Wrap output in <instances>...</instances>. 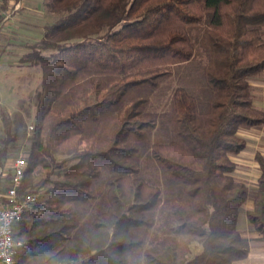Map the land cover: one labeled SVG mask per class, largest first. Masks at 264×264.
Listing matches in <instances>:
<instances>
[{
    "label": "trees",
    "instance_id": "1",
    "mask_svg": "<svg viewBox=\"0 0 264 264\" xmlns=\"http://www.w3.org/2000/svg\"><path fill=\"white\" fill-rule=\"evenodd\" d=\"M45 6L58 18L20 59L40 69L41 87L19 194L48 188L14 228L17 264H235L249 253L236 228L248 199L264 246V157L255 155L253 193L231 177L229 158L246 148L239 130L264 125L249 83L264 71V0ZM196 57L208 100L177 88L163 116L170 141L150 147L174 187L163 199L140 165L163 122L147 108L172 68ZM0 119L3 167L17 134ZM192 243L200 252L190 257Z\"/></svg>",
    "mask_w": 264,
    "mask_h": 264
},
{
    "label": "rangeland",
    "instance_id": "2",
    "mask_svg": "<svg viewBox=\"0 0 264 264\" xmlns=\"http://www.w3.org/2000/svg\"><path fill=\"white\" fill-rule=\"evenodd\" d=\"M36 3L35 1L33 5L37 6ZM45 3L46 0H40L38 3L40 8V24L44 25V27L58 18V16L48 12ZM204 66V61L196 57L189 63L173 67L172 75L164 80L151 96L147 111L157 114L159 119L163 121L165 118L163 116L170 111L172 96L177 88L185 89L189 94L195 96L200 105L203 106L210 96V91L205 83ZM21 70L24 78L23 82L17 81V83L12 85L14 87L13 90L9 89L5 92V98L0 99V116L3 114L10 119L12 132L17 134L15 141L12 143L13 147L9 151L8 159L3 163L2 169L5 170V175L3 177L0 176L3 194H6L10 186L9 179L14 160L18 157L25 159L27 157L26 154L30 147V137L37 110L38 93L41 87V71L38 67H26ZM249 83L253 94V106L264 113V71L250 79ZM168 133L169 127L164 121H159L156 129L149 134L145 150L140 158L144 177L160 188L163 199L171 196L174 187L166 173L150 159V147L155 144H166L169 142L170 137ZM238 135L245 140L246 148L239 154L229 156L231 162L234 164L231 177L235 181L243 183L249 192L253 193L257 189L260 175L255 155L259 153L264 157V125L250 129H241ZM3 137L4 131L0 119V139ZM40 178L41 176L37 180L39 181ZM57 178L60 179V176H54L53 179ZM46 188H48V185L39 191L40 200H43L42 196ZM251 208L252 203L248 199L241 207L238 215L236 228L248 241L249 253L246 259L235 264H264V246L260 235L249 224L246 217ZM93 209L94 207L90 206L84 207L83 210H85V215H88ZM152 236L153 232L148 235V241L151 240ZM15 239H18L16 230ZM199 252L200 246L197 243H192L190 257Z\"/></svg>",
    "mask_w": 264,
    "mask_h": 264
},
{
    "label": "crops",
    "instance_id": "3",
    "mask_svg": "<svg viewBox=\"0 0 264 264\" xmlns=\"http://www.w3.org/2000/svg\"><path fill=\"white\" fill-rule=\"evenodd\" d=\"M35 1L37 6L33 5ZM39 1L0 0V99L5 98L9 89L13 90L12 85L17 81L23 82L21 69L29 66L21 64L20 59L29 52V46L43 36ZM2 168L0 176L3 177L5 170ZM2 189L0 183V198L5 196Z\"/></svg>",
    "mask_w": 264,
    "mask_h": 264
},
{
    "label": "built area",
    "instance_id": "4",
    "mask_svg": "<svg viewBox=\"0 0 264 264\" xmlns=\"http://www.w3.org/2000/svg\"><path fill=\"white\" fill-rule=\"evenodd\" d=\"M26 168L25 158L18 157L14 160L10 186L4 198H0V264H17V247L20 243L14 239V228L39 201L38 194H19Z\"/></svg>",
    "mask_w": 264,
    "mask_h": 264
}]
</instances>
